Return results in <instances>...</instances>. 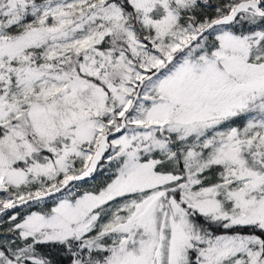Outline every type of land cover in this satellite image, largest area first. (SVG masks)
<instances>
[{
    "label": "snow or ice",
    "instance_id": "1",
    "mask_svg": "<svg viewBox=\"0 0 264 264\" xmlns=\"http://www.w3.org/2000/svg\"><path fill=\"white\" fill-rule=\"evenodd\" d=\"M0 193V264H264V0H0Z\"/></svg>",
    "mask_w": 264,
    "mask_h": 264
},
{
    "label": "trees",
    "instance_id": "2",
    "mask_svg": "<svg viewBox=\"0 0 264 264\" xmlns=\"http://www.w3.org/2000/svg\"><path fill=\"white\" fill-rule=\"evenodd\" d=\"M220 2H221V0H208V3L212 4V5H217ZM212 10H215V7L206 9V12L208 14H210V11H212ZM0 198H2L1 195H0ZM50 206H51V203L48 204V207H50ZM40 207H42V205L41 206H33L30 209H28V210H30V211H38V210H40ZM18 208H21L20 211L17 210L18 212L21 213V215L26 214V210L23 207H18ZM9 214H11V212H9ZM6 218H7V216H2V218H0V239L3 238L2 234L4 233V231L6 229V223H5L7 221Z\"/></svg>",
    "mask_w": 264,
    "mask_h": 264
},
{
    "label": "rangeland",
    "instance_id": "3",
    "mask_svg": "<svg viewBox=\"0 0 264 264\" xmlns=\"http://www.w3.org/2000/svg\"><path fill=\"white\" fill-rule=\"evenodd\" d=\"M215 13V10H212V11H210V14L209 15H212V14H214ZM98 179H99V177H98ZM88 185H86L85 187H87ZM0 195L3 197L5 194H3V193H0ZM51 207V206H50ZM20 209L21 208H17V210L18 211H20ZM8 219V217L6 218V220ZM7 226V225H6Z\"/></svg>",
    "mask_w": 264,
    "mask_h": 264
}]
</instances>
